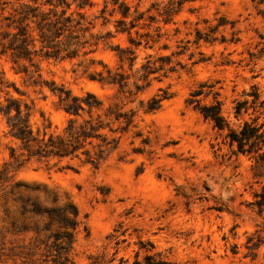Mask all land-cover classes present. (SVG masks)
<instances>
[{
  "label": "rangeland",
  "instance_id": "1",
  "mask_svg": "<svg viewBox=\"0 0 264 264\" xmlns=\"http://www.w3.org/2000/svg\"><path fill=\"white\" fill-rule=\"evenodd\" d=\"M69 1L71 10H81L93 18V32L110 30L114 36L107 44L100 42L87 56L95 59L87 69L86 60L79 63L80 58L43 59L42 77L76 95L91 91L105 103L117 100L115 87L102 85L89 73L102 69L98 60L116 65L115 51L109 45H129L125 33L114 31L120 14H109L113 5L108 2L104 12L108 21L103 23L100 12L107 0H89L83 8L77 6V0ZM123 1L131 10L146 11L153 2L167 0ZM148 13L156 11L150 8ZM221 15L227 23L218 28V40L194 42L196 28L214 24L215 17ZM157 25L162 36L153 47H145L143 40L135 49V67L148 54L156 57L183 52L172 56V64L180 62L175 72L152 79L139 95L147 100L159 88L172 92L157 110H139L141 135L125 134L118 148L98 167L78 159L32 158L17 171L15 179L44 184L76 204L88 234L81 224L73 251L75 264H131L138 239H149L181 264H264V245L255 260L243 257L246 236L264 223V212L259 215L248 205L253 191L264 182V172L247 156L231 154L224 132L185 103L199 83L214 84L224 116L236 127L239 120L233 116L234 99L252 84L264 93V0H193L182 5L172 22H157L150 30L139 31L155 35ZM221 34L225 41L219 40ZM132 36L137 37L134 31ZM0 71L25 92L22 99L32 101L29 122L33 130L41 126L43 117L51 121L52 131L62 129L68 114L59 107L56 94L47 87L27 85L5 58H0ZM210 100L211 96L205 98ZM7 129L0 113V168L9 156V146L17 145L6 134ZM4 207L0 200V225ZM115 234L124 240L116 244Z\"/></svg>",
  "mask_w": 264,
  "mask_h": 264
},
{
  "label": "trees",
  "instance_id": "2",
  "mask_svg": "<svg viewBox=\"0 0 264 264\" xmlns=\"http://www.w3.org/2000/svg\"><path fill=\"white\" fill-rule=\"evenodd\" d=\"M77 1L79 8L90 3L89 0ZM189 1L193 0L153 2L150 8H154L156 14L148 13L150 8L146 11L136 7L131 10L123 0L105 1L100 12L103 23L108 21L104 12L110 2L113 9L109 14L114 11L120 14L115 20L114 31L125 33L129 43L127 46L109 45L115 51L116 65L111 67L98 60L102 69L89 73L91 79L116 88L117 100L105 103L94 92L76 95L62 84L44 79L40 63L43 59L80 58L79 63L86 60L87 69L95 61L87 56L100 42L107 44L108 39L114 36L110 30L102 34L93 32V18H87L81 10H71L69 0H0V58L8 60L13 71L23 75L27 85L40 89L47 87L56 94L59 107L68 114L66 124L59 132L52 131L51 121L44 117L41 126L33 130L29 122L32 101L22 99L20 96L25 92L0 71V113L6 120V134L17 143L9 146V156L0 168V200L5 205L0 225L1 264H75L73 251L81 224L88 234L79 217L78 207L66 194L61 195L44 184L15 179V174L32 158L78 159L98 167L118 148L125 134L133 132L140 136L139 110H157L164 100L172 96V92L159 88V92L147 100L139 98V95L152 79L160 80L162 76L175 72L180 62L172 64V56L183 51L156 57L148 54L135 67V49L143 40L145 47H153V43L162 36L159 25L154 27L155 35L149 31L140 33L139 30H150L157 22H172L182 5ZM215 20L204 29L196 28L194 42L218 40L216 32L227 20L222 15ZM203 21L208 23L209 20L204 18ZM230 23L234 25L233 21ZM132 31L137 37L132 36ZM231 39L234 42L238 40ZM219 40L225 41L223 34ZM162 47L167 46L163 44ZM10 88L19 96L15 97ZM209 96L211 100L205 101ZM135 101V107L127 105ZM185 103L217 131L224 132L223 140L231 154L247 156L257 170L264 172V93L256 84L250 85L233 101V116L239 120L236 127L224 116L222 100L214 84L199 83L189 92ZM248 205L259 215L263 214L264 182L253 191ZM113 232L117 233L118 229L114 228ZM113 237L116 244L124 240L118 239L116 234ZM137 244L131 264H181L172 261L149 239H138ZM263 245L264 223L246 236L243 257L255 260Z\"/></svg>",
  "mask_w": 264,
  "mask_h": 264
}]
</instances>
